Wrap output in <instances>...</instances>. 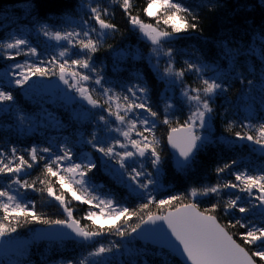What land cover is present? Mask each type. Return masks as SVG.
<instances>
[{"label": "trees", "instance_id": "obj_1", "mask_svg": "<svg viewBox=\"0 0 264 264\" xmlns=\"http://www.w3.org/2000/svg\"><path fill=\"white\" fill-rule=\"evenodd\" d=\"M149 2L150 0H132V13L139 15L145 23L156 26V19L147 17L143 12ZM182 2L185 5L194 6L200 3V0H182ZM81 4L85 7L81 8ZM89 4L92 6L99 4L101 8L107 7L111 15L105 18L108 22L114 23L118 29L115 32L110 31L107 36L102 38L101 46L94 54V66L104 77L105 87L113 89L118 94L128 86L139 83L136 79L137 76L147 82L149 103L158 113V116L154 118L156 128L153 134L147 135L149 139H152V135H154L160 140L158 150L162 157L157 184L150 186L146 191L131 192L126 186L100 171L98 164L89 174L91 189L106 198L113 199L120 207H127L130 210H137L141 204L147 203L149 195L156 200L166 199L169 196H181V200L163 210L152 203L147 212L162 214L178 205L192 202L197 204L200 211H204L211 204L216 203L218 207L212 214L222 225L227 226L229 222L234 223L236 219H241L242 214L238 212L230 211L226 214L224 204L230 198H235V195H240L241 203L251 200L253 204L258 205L259 202L254 199L260 194L257 190H253V197L235 189H223L219 194L201 196L195 200L188 194L192 188L203 189L218 183L223 184L228 180L235 182L231 173L238 170H247L248 174L256 175L260 169H264V153L256 149V144L235 137L236 132L255 136L256 129L264 123V55H262L264 43L258 39L257 35L264 32V3L261 0H214L211 11L207 7L193 8L200 16L198 29L182 33L171 43L163 45L166 49L172 47L176 50L174 67H186L185 61L214 66L220 76L218 82L227 86V90L219 92L211 103L213 112L210 114L208 129H206L210 142L203 144L195 152L190 164L183 170L172 166L170 154L165 146V138L170 127L181 126L190 115L189 104L178 95L179 91L185 86L202 87V79L194 71L186 73L174 86L171 94L172 99H166L165 81L157 77L147 58V53L152 51L153 46L129 24L128 17L119 7L117 0H0V42L9 35L15 36L23 34L25 31L28 33L26 37L31 40V43L37 45V57L41 62H47L51 59L52 54L45 46H39L38 41H43L39 30H42V26L45 24H48L52 30H68L69 23L65 21V16L69 17L71 21H83L88 18L87 6ZM73 24L76 28V24ZM159 27L162 30L165 29L161 24ZM39 37L40 39H38ZM63 46L66 47V45ZM74 51L77 50L74 49ZM69 56L77 58L72 55V52L69 53ZM165 59L166 57L161 61L163 62L161 67L163 65L166 67ZM10 61L4 59L0 54V69ZM45 66L55 72L58 69L54 68L52 64H45ZM51 76L53 74L50 73L44 78ZM202 78L204 79L203 76ZM4 81L2 78L3 89L12 92L14 102L10 104L9 109L2 108L0 112V148L9 150L17 140H21L15 129V126L21 125L14 113L17 107L18 111L27 117L24 122L29 126L34 123L49 124L47 117H53V113L57 114L60 122L65 125L64 128H67L66 135L63 134L66 143L76 149L75 140L81 137L80 134L85 137V131L88 130L90 123L89 119L73 116V113L68 109H61L57 107L58 104L49 102V97L44 94L37 97L34 95L33 97L37 100L28 99L25 96L27 93ZM249 81L252 83L249 84ZM167 95L170 93L167 92ZM95 98L100 99L99 96H95ZM169 103L174 104V108L169 109L167 113L171 125L163 123L165 108ZM91 123L95 124L96 122L92 120ZM229 125H231L230 129ZM244 125H250V127H244ZM49 144V140L45 137L44 145ZM92 156L99 161L96 152H93ZM232 161H236L234 166L217 174L218 167H223ZM43 165L44 161L34 166L26 178L29 182L36 180L37 188L44 187L39 183L40 179L45 178L42 174ZM145 168L153 171L150 161L147 162ZM52 181L57 194L64 193L68 206L73 209L74 218L80 220L82 225H87L89 229L98 228L99 225H94L86 219L88 211L93 209L92 206L75 201L67 190L55 182V178H52ZM0 186L8 187L6 177L0 176ZM16 189L18 186L13 185L12 190ZM74 190H77L75 186ZM19 191L24 192L25 190L19 189ZM77 193L82 195L79 190ZM26 201H34L35 210L50 220L66 218L59 202L50 198L47 192L28 190L22 202ZM245 206L251 207L250 204ZM257 208L243 216L257 225H264V213ZM147 212H143L141 215L146 216ZM10 214H12L11 211ZM3 216V210H0V218ZM137 222L136 217H132L129 223L124 224L123 217H121L119 222L113 223H120L122 227L128 229ZM39 224L41 223L24 224L21 220V226L17 227L16 232L10 233L6 238L29 237L33 227ZM111 224L104 226L107 227ZM228 230L238 243H242L239 234L244 229L237 225ZM113 244H119L120 247L113 248L112 252L105 253L103 257L89 258V264L92 259L98 262L103 261L104 264H165V262L181 264L174 255L166 250L141 243L133 236L121 238L114 232L106 233L89 242L31 240L28 246L20 249L18 254L14 253L11 258L14 259L13 264H67L68 260L78 264L79 260L87 257L88 253L96 247L100 245L112 247ZM248 250L252 251L253 249Z\"/></svg>", "mask_w": 264, "mask_h": 264}, {"label": "snow or ice", "instance_id": "obj_2", "mask_svg": "<svg viewBox=\"0 0 264 264\" xmlns=\"http://www.w3.org/2000/svg\"><path fill=\"white\" fill-rule=\"evenodd\" d=\"M117 2L128 17L129 24L134 29H138L143 37L150 41L157 60L167 58L163 72L160 71L158 62L152 64V58H149V64L160 80L165 81L170 88H174L177 81H180L186 73L194 71L201 74L202 87L185 86L181 93L184 99L195 106V110L190 113L180 127H170L168 133L169 144L178 151L174 164L177 169L183 170L190 164L195 152L203 144L210 142L209 137L201 135L197 129H205L208 126L210 114L213 112L212 100L219 92L226 91L227 86L218 82L219 75L208 79L202 78L207 65L185 61L186 67H174L176 50L172 47L165 49L163 45L171 43L182 33L196 31L199 27L200 16L193 8L207 7L211 11L214 0H200V3L194 6L185 5L182 0H150L143 12L147 17L156 19V26L145 23L139 15H133L132 0H117ZM261 2L264 3V0ZM154 5L157 9L155 11L153 10ZM84 7L81 4V8ZM110 15L107 7L101 8L99 4L95 6L89 4L87 19L75 22L65 16L66 22L77 24L76 28L71 31L52 30L48 24L43 25V36L56 41L57 44L62 41L66 42L67 46L47 62L40 64H29L27 61L23 64L14 63L10 71L0 75L8 77L9 85L14 84L16 87L22 88L29 84L33 76L46 77L50 73L57 74L45 64H52L54 68H58L59 79L70 89H73L82 101H86L92 109L101 113L98 116H89L87 112L83 113V117L89 119L90 123L95 120L97 130L90 134V139L85 140L82 137L80 143L90 146L100 154L102 159L108 158L105 161L106 167L115 161V165L119 167H109L108 171L119 180H124L126 176L129 186H134V190L143 189L146 191L150 186L157 184V178L161 171L162 157L158 150L160 140L154 135H152V139H149L147 135L153 134L156 128L154 118L158 116V113L149 103V88L142 77L137 76L136 79L139 83L128 86L118 94L113 89L105 87L104 77L94 66V54L98 52L102 38L107 36L110 31L118 30L114 23L108 22L105 18ZM161 23L165 26L164 30L159 27ZM257 35L258 39L264 43V32ZM27 45L28 40L26 39H13L11 42L4 43L5 49L15 50L14 52L6 51L5 58L14 60L15 57L21 55V46ZM74 49L77 51L73 52ZM70 52L77 58H71ZM24 54L37 56L38 50L35 47H29ZM262 55H264V50H262ZM251 83L249 81V84ZM90 84L99 86L100 99L93 98L96 88L90 87ZM167 91L166 88L165 98L170 100L172 98L166 96ZM13 99L12 92L3 90V85L0 84V104ZM173 108L174 104L172 103L166 105L164 124L171 125L167 113L169 109ZM113 124L115 127H111ZM244 127H250V125H244ZM230 128L231 125H229ZM113 132L123 137L124 142L111 135ZM133 133L137 138H133ZM235 137L259 145L261 151H264V123L256 129L255 136L236 132ZM129 146L131 150H129ZM118 148L120 151L117 150ZM56 150L59 154L53 152L52 146L44 148L32 146L24 154H21L16 147L9 150L0 148V176L6 177L8 180V187L0 186V210L4 212V216L0 218V237L16 232L23 220L24 224L60 225L69 229L71 233L75 234V237L82 241L94 240L96 237L113 232L121 238L131 237L133 233L138 232L147 234L159 242L162 247L168 248L170 254L181 257L184 264H264V225H257L243 216L257 207L264 213V169H260L256 175L248 174L247 170H238L231 173L235 182L228 180L223 184L218 183L203 189L192 188L190 190L188 195L193 200L201 196L219 194L223 189H235L238 192L247 193L249 197L254 196V189L260 193L254 197L259 202L258 205L253 204L251 200L241 203L240 195L230 198L224 204L226 214L235 211L242 214V217L225 226L219 223L217 217L212 214L218 207L216 203L211 204L204 211H200L197 204L192 202L178 205L165 215H154L147 212L150 204L155 203L158 208L163 210L181 200L182 197L169 196L166 199L156 200L149 195L147 203L141 204L137 210H130L127 207H120L113 199L94 196L89 191V187H91L89 174L97 167V163L88 158L87 154L75 152L74 147L67 146L66 142L56 146ZM136 158L150 161V167L154 171H149L143 164L139 167H131L129 171V167L136 164ZM40 161H44L42 174L45 178L39 180V183L44 187L37 188L36 180L29 182L22 179V176L28 175V170L39 165ZM235 164L236 161H232L230 164L218 167L216 172L217 174L223 173ZM52 178H55V182L61 188L70 192L75 200L99 208L100 216L112 215L117 222L123 217L124 224L129 223L132 217H136L138 222L128 229L122 227L120 223L89 229L87 225H82L80 220L74 218L73 209L68 206L64 193L57 194L54 189ZM13 185H17L18 189L13 191ZM74 186L81 191L82 195H77ZM19 189L25 191L20 192ZM28 190L47 192L50 198L59 202L66 218L50 220L35 210L34 201L22 202ZM246 204H250L251 207L245 206ZM10 209L12 214H10ZM143 212H147V215H141ZM96 216V212L89 210L86 219L91 220L95 225L97 223ZM245 220L247 222H244ZM158 221H162L163 224H157ZM147 224H153L156 227H142ZM164 225L167 227L165 228ZM237 225L244 229L239 234L242 243H238L228 230ZM64 235H68V233H64ZM119 247V244H113L112 247L100 245L89 252L87 257L79 260L78 264H89V258L103 257L105 253H110L113 248L118 249ZM248 249L253 250L249 251ZM67 264H74V262L68 260ZM91 264H104V262L92 260Z\"/></svg>", "mask_w": 264, "mask_h": 264}, {"label": "rangeland", "instance_id": "obj_3", "mask_svg": "<svg viewBox=\"0 0 264 264\" xmlns=\"http://www.w3.org/2000/svg\"><path fill=\"white\" fill-rule=\"evenodd\" d=\"M153 10L155 11V10H157L156 9V6L154 5L153 6ZM153 18V17H152ZM161 19H163V17H161ZM77 22V21H76ZM76 24V23H75ZM74 24L73 23H69V27H68V30H65V31H71V30H73L75 27L73 26ZM161 25H163L162 23H161ZM76 26H77V24H76ZM164 26V25H163ZM163 28H165V26L163 27ZM137 31H138V34L142 37V38H144L149 44H151L150 43V41H148L145 37H143V35L139 32V30L138 29H136ZM39 33H41L40 34V36H42L41 38H42V42H40V41H38V44H40L39 46H45V48L46 49H48L49 51H50V53L52 54L51 55V57H53V56H55L56 54L58 55V53L62 50V48L64 47L63 45H66L67 46V44H66V42H60L59 44H57V42L56 41H54V40H50L49 38H47V37H45V36H43V34H42V30L40 29L39 30ZM35 34V33H34ZM28 35V33L27 32H25L24 31V33L23 34H16L15 36H8L7 38H5L4 40H2L1 42H0V54H1V56L4 58V59H6L5 58V56H4V54H5V52L6 51H12V52H14L15 50H7V49H5L4 47H3V45H4V43H6V42H11L13 39H26V40H28V45L27 46H21V49H20V51H21V55L20 56H17V57H15V59L14 60H12V59H8V60H11L10 62H7V64L6 65H4L3 66V68H1L0 69V74H2V73H4V72H7V71H10L11 70V66L14 64V63H20V64H23L25 61H27L29 64H32V63H36V64H39V62H41L40 61V59L37 57V56H31V55H25L24 53H26L27 52V49L29 48V47H35V48H37V45H35V44H32L31 43V40H29L26 36ZM38 39H40V37L38 38ZM29 46V47H28ZM164 48H165V46H164ZM168 48V47H167ZM166 49V48H165ZM21 57H23V58H21ZM152 58V60H151V63L152 64H157V62H158V65H159V68H160V71L161 72H163V69L165 68V65H163L162 67H161V64L163 63V62H161V61H163L164 60V58H160L159 60H157V57H156V55H155V53H153V51H151L150 53H147V58L149 59V58ZM166 60H167V58L165 59V62H166ZM166 64V63H165ZM200 64V63H199ZM201 65H205V64H201ZM197 75L198 76H200L201 77V74H198L197 73ZM214 75H219V73H218V70L214 67V66H207L206 68H205V70H204V72H203V74H202V76L204 77V79H208V78H210V77H213ZM5 80L4 82L5 83H7L8 84V77H4V76H2V75H0V84H2V82H1V79L2 78ZM45 82V79H44V77H39V76H33L32 78H31V80H30V82H29V84H26L25 86H23L22 88L21 87H17V88H19L21 91H23L24 93H27L28 94V99H33V100H37V98H35V97H33L34 95H36V97L37 96H41V94H42V91H41V86H42V84ZM3 85V84H2ZM165 89L167 88L168 89V93H170V95H167L168 97H171V94H172V90H173V88H170L167 84H166V82H165ZM11 86H13V87H16L14 84H11ZM4 90V89H3ZM182 91H183V89L181 90V91H179V93H178V95L180 96V97H182V95H180L181 93H182ZM183 98V97H182ZM31 100H29V101H31ZM186 100V99H185ZM53 101H57V98H53V99H49V102H53ZM187 101V100H186ZM14 102V99L12 100V101H5V102H3V104H0V112H1V110H2V108H9L10 107V103H13ZM187 103L189 104V107H190V113L192 112V111H194L195 110V106L193 105V104H190L188 101H187ZM95 113L94 114H96V115H100L101 113L97 110V111H94ZM15 114H16V117H17V119H18V121L21 123V124H23V125H26L25 124V122H24V120H25V118H27L26 116H25V114H21V112H19L18 111V108L16 107V111L14 112ZM76 114H74L73 113V116H75ZM45 118H46V115H45ZM47 119H48V121H50V122H52L53 120H50V117L48 116L47 117ZM112 119H114V118H112ZM57 125H59L58 123H56ZM62 127H64V125H62ZM111 127H115V125L113 124V125H111ZM206 129H208V126L205 128V129H197V131L201 134V135H205V136H207V130ZM138 130H142V129H138ZM111 135H113V136H116L117 138H119L122 142H124V138L123 137H121V136H119L117 133H115V132H113V133H111ZM79 138L80 137H78V139H76L75 140V142L77 141V140H79ZM133 138L135 139V138H137L136 137V135H135V133H133ZM109 142H111V141H109ZM77 143H79L78 141H77ZM118 151H120V149L118 148L117 149ZM129 150H131V147L129 146ZM96 152V151H95ZM90 153V152H89ZM92 154V153H91ZM91 154H87V156H88V158H90V159H92V160H94L93 159V156L91 155ZM96 154H98L97 152H96ZM98 156L101 158V156H100V154H98ZM107 159L108 158H101V162L103 163V165H104V167L106 168V169H104L105 171H106V173L109 175V176H111L116 182H118V183H121V184H123L124 186H126L131 192H137V191H139V192H142V191H145V190H143V189H138V190H134V186H129V182L127 181V177L125 176V178H124V180H119L115 175H113L112 173H110L109 171H108V168L109 167H115V168H118L119 166L118 165H115V161H112L111 162V164L110 165H108V167H106L105 166V161H107ZM136 160H137V162H136V164H133V165H131L130 167H129V171L131 170V167H139L141 164H143V166L145 167L146 166V161L147 160H143V158H141V159H138V158H136ZM154 171V170H153ZM158 179V178H157ZM66 190V189H65ZM89 191L90 192H92V195H94V196H100L102 199H109V198H106L105 196H103V195H101L99 192H95L93 189H91V187H89ZM69 194L71 195V193L69 192ZM77 195H81L80 193H77ZM72 196V195H71ZM85 198V197H84ZM75 200V199H74ZM75 201H77V200H75ZM77 202H82V201H77ZM95 203V202H94ZM89 206H92V205H89ZM91 208H93V209H91V211H94V212H96L97 213V216H96V221H97V225H99V226H101V225H108V224H111V223H113V222H115L116 220H115V217L114 216H112V215H108V216H100L99 215V208H97V207H94V206H92ZM257 209H259V208H257ZM9 211H11V209L9 210ZM89 221H91V220H89ZM92 222V221H91ZM8 239V238H7ZM9 240V242L7 243V244H1L0 245V264H13L12 262L14 261V259H12L11 258V256L14 254V253H16V254H18L19 253V250L20 249H23V248H25L26 246H28L29 245V243H30V241L31 240H33L32 239V233H31V235L29 236V237H25V238H16V239H8ZM35 241V240H34ZM9 258V259H8ZM93 260V259H92Z\"/></svg>", "mask_w": 264, "mask_h": 264}, {"label": "flooded vegetation", "instance_id": "obj_4", "mask_svg": "<svg viewBox=\"0 0 264 264\" xmlns=\"http://www.w3.org/2000/svg\"><path fill=\"white\" fill-rule=\"evenodd\" d=\"M58 72H59V70L57 69L56 75H53L49 78H44L45 82L54 78V77H57ZM89 86L96 88V91L93 92V98H95V96L100 97L99 86H96L94 84H90ZM63 92H65L66 94L73 95V101L71 103L66 101ZM41 95H43V93ZM25 96L27 98H29L28 94H25ZM45 96H47V95H45ZM48 97H49V99L57 98V101H53L54 103L58 104L57 107H59L61 109H68L70 112L76 114L75 116L77 118L83 117V113H85V112H87L89 114V116H91L92 114L95 113L94 111H97L95 109H92L91 106L86 105L85 101H82L80 99V97L75 93V91L73 89H70L65 84H64L63 91H60L59 89H57L53 92V94L51 96H48ZM21 114H23V113H21ZM50 114H51V112H50ZM53 115H54L53 117H50V120H53V121L52 122L49 121V124L34 123L32 126L23 125V124L15 126L16 127L15 128L16 133H18V135L21 137V140H17L15 145H12L11 148L16 147L21 154H24V152L28 148H31L32 146H36L37 148H44V147L52 146L53 152L56 154H59L56 150V146L61 145V144H65L66 141L64 139L65 138L64 135H66L65 132H67V128H64L65 125H64V127H62V125H63L62 123L57 125L55 122L58 118L57 114L53 113ZM88 126H89L88 130L85 131L86 132L85 137L82 136V134H80L81 137L79 138V140H77L79 143H77V141L75 142L77 144V147H76V149L74 148V151L77 153L91 154L92 151L95 152V150H93L90 146H88L86 144L84 146V144L80 143L82 137L85 140L90 139L91 138L90 134L93 131H96L94 129V128H96V123L95 124L89 123ZM101 135H103V133H101ZM45 137L50 142V144L47 146L44 145ZM67 146L71 147L70 145H68V143H67ZM45 155H47V154H45ZM97 156H98V154H97ZM98 158H99V161H97V159L95 157H93L94 161L98 164L100 171L107 174L106 171L104 170L106 168L104 167L103 163L100 161L101 158L99 156H98ZM26 159H27V157H26ZM138 159H141V158H138ZM40 162H43V161H40ZM77 162H79V161H77ZM147 162H149V161H146V163ZM30 171H31V169L28 170L29 173H30ZM27 176L28 175H23L22 179L26 180Z\"/></svg>", "mask_w": 264, "mask_h": 264}, {"label": "water", "instance_id": "obj_5", "mask_svg": "<svg viewBox=\"0 0 264 264\" xmlns=\"http://www.w3.org/2000/svg\"><path fill=\"white\" fill-rule=\"evenodd\" d=\"M63 88H64V83L59 79V75H58L57 77H54V78L44 82L42 84L41 90H42L43 94H45L47 96H51L55 90L59 89L60 91H63ZM63 94H64L67 102L71 103L73 101V95L66 94L65 92H63ZM85 103H86V105H88L86 101H85ZM88 106H90V105H88ZM178 127H180V126H178ZM168 133H169V130H168L166 138H165V146H166V149L168 150V152L170 154L172 166L174 168H176V166L174 164V160H175V157L178 156V151H177V149H174L171 146V144H169ZM256 149L258 151L264 153V151H261L259 145H256ZM174 209L175 208L169 209V210H166L162 214L156 213L154 215H165L167 212L173 211ZM157 224H163V222L158 221ZM142 227L143 228H153V227H156V225L147 224V225H143ZM164 227L166 228L167 226L164 225ZM64 233H68V235H64ZM132 236L134 239H136L137 241H139L141 243H146V244H149L151 246H154V247H157V248H160V249H163V250L170 252V250L168 248L162 247L159 242H157L156 240H154L152 237L148 236L147 234H140L138 232V233H133ZM32 239L35 241H45V242H57V241L89 242V241H82L80 238L75 237L74 233H71V231L69 229L63 228L60 225H47V224H44V225L39 224V225L34 226L33 230H32ZM90 241H92V240H90ZM8 242H9V240L5 236L0 237V245L1 244H7ZM174 257L181 264H184L183 259L181 257L176 256V255H174Z\"/></svg>", "mask_w": 264, "mask_h": 264}, {"label": "bare ground", "instance_id": "obj_6", "mask_svg": "<svg viewBox=\"0 0 264 264\" xmlns=\"http://www.w3.org/2000/svg\"><path fill=\"white\" fill-rule=\"evenodd\" d=\"M55 122H56V123H58V124H61V122H60V121H57V120H56Z\"/></svg>", "mask_w": 264, "mask_h": 264}]
</instances>
